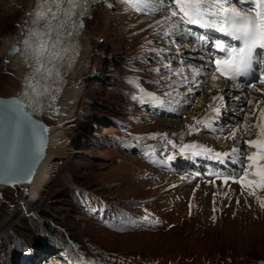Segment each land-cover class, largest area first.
Here are the masks:
<instances>
[{
    "label": "rangeland",
    "instance_id": "obj_1",
    "mask_svg": "<svg viewBox=\"0 0 264 264\" xmlns=\"http://www.w3.org/2000/svg\"><path fill=\"white\" fill-rule=\"evenodd\" d=\"M28 2L0 0V47L24 21ZM88 11L80 44L90 49V63L68 126L72 150L38 200H31L24 185L0 188V264H59V247L77 261L86 255L94 264H264V209L239 183L230 179L231 188L223 179L240 174L241 164L235 163L240 159L221 163L198 155L194 163H184L185 155L199 149L180 152L185 144H197L225 153L228 145L239 147L237 139L227 138L236 131L243 138L242 157L250 155L245 141L256 139V129L247 135L242 127L246 116L249 125L255 123L252 104L250 110L219 115L211 128L196 124L213 118L203 109L215 94L211 79L201 78L202 71L209 72L201 69L206 59L198 51L203 50L192 52L195 43L183 25L182 38L177 33L164 37L173 22L165 20L168 11L133 10L124 0H95ZM187 55L194 59L191 68L199 65L196 79L203 86L191 95L173 75L183 68L192 79ZM15 76L0 57V95L11 93ZM139 89L155 94L163 105L134 100ZM232 98L224 99L226 105L238 108ZM227 117V123L220 121ZM40 118L53 122L47 114ZM189 125L199 131L189 134ZM256 195L264 198V190ZM65 234L77 239L74 245Z\"/></svg>",
    "mask_w": 264,
    "mask_h": 264
},
{
    "label": "snow or ice",
    "instance_id": "obj_2",
    "mask_svg": "<svg viewBox=\"0 0 264 264\" xmlns=\"http://www.w3.org/2000/svg\"><path fill=\"white\" fill-rule=\"evenodd\" d=\"M124 2L133 10L168 11L165 20L173 22L164 30V37L179 33L182 25H196L201 29L214 30L230 38V41H235L236 43L232 44L226 40L216 39L209 45L206 35L196 36L201 46L209 45L222 53L214 60L215 67L212 69L211 80L218 81L223 78L235 84L237 89H241L245 85L237 81L240 78L247 80L252 77L247 87L258 92L264 91L256 86L257 82L264 85V71H261L258 77L253 72L254 64L264 63V0H124ZM89 3L90 0H35L33 9L29 12V27L20 42L23 48L19 49L24 53L29 66L23 81L24 87L18 97L0 100V181L5 184L21 182L22 177L30 180L31 169L22 162L19 151L21 131L26 129L30 141L43 144L47 129L33 121L31 117L44 111L45 106L54 108L61 90L60 85L63 83L60 65L61 62L67 61L70 67L72 57L78 54L77 47H73V41L79 34V28L83 27L81 18L87 14ZM159 23L160 21H157V24ZM13 51L17 49L13 48ZM153 51L159 55L163 50ZM165 67L171 69L170 64H165ZM189 70L192 72V79L184 75L183 68L173 70V75L181 77L179 83L187 86V95H191L195 89L202 86L196 79L200 75V70L191 66ZM139 92L140 96H133L134 100L141 103L152 100L161 106L164 103L155 94L144 89H139ZM165 95L170 96L171 93L166 92ZM212 101L209 109L218 117L224 107V96H213ZM259 103L257 101V105ZM248 104L251 105L252 101L249 100ZM259 112L256 124L249 125L247 123L249 117L246 116L243 125L246 131L251 128L257 129V138L245 141L250 148L256 149L250 155L242 157L241 150L237 148H233L231 153H221L197 144H185L180 148V152L184 154L186 149H199L193 151L191 155H208L221 163L232 157L240 159V174L224 175V182L227 184L231 179L234 183H239L242 190H246L249 196L256 197L259 206L264 209V198L256 195V190H264V109H259ZM196 124H202L205 128L212 126L210 121L206 120H197ZM188 128L189 134L193 130L199 131L194 125H189ZM235 137L236 131H232L230 138ZM168 143L172 144L173 148L176 147L172 141ZM168 159L171 160L173 157L169 156ZM221 175L222 173L216 174L217 178ZM78 264L94 262L81 258Z\"/></svg>",
    "mask_w": 264,
    "mask_h": 264
},
{
    "label": "bare ground",
    "instance_id": "obj_3",
    "mask_svg": "<svg viewBox=\"0 0 264 264\" xmlns=\"http://www.w3.org/2000/svg\"><path fill=\"white\" fill-rule=\"evenodd\" d=\"M34 3H35V0H29L28 5H27L26 9L24 10V21L22 22V24L20 25V27L18 28V30L15 33L10 34L9 36H6L5 38H3L4 39L3 45L0 47V57L5 58V60L11 65V69L14 70L16 73V76L14 77L15 79L13 80V84L11 85V86H13V89L9 95H17V94H20L22 92L23 79H24V77L28 71V65H27V62L24 60V58L21 57V55L9 54V53H7V49L10 47V45L19 43L23 39V34L25 33V30L29 27V22H30L29 12L33 9ZM88 13H89V11H87L86 16L88 15ZM86 16L83 18L84 22H85ZM190 26L191 27H189L187 25H183V27L187 31L188 35L191 37L190 40L193 41L192 43H195V50H193V51L188 50V51L194 52L198 49L203 50V51H200V50L198 51V52L203 53V56L205 53L204 57L201 56V59L202 58L206 59V61H202L203 66L201 67V69L202 68L203 69L208 68L209 72L202 71L201 78H206V77L210 78V76L212 74V69H214V67H215L214 60L217 56L222 55V53H219V51L215 50L213 47H212L213 48L212 49L209 45L201 46L200 42L196 40L195 35L204 32L206 34V36H208L207 38H210L211 35H215V32H214V30L201 29L196 25H190ZM83 27H84V24H83ZM184 28H181V29H184ZM184 34H185V32L180 31L179 34L177 33V38H182L184 36ZM216 39H218V38H216ZM219 39L229 41L228 38L226 39V37L222 36V35H219ZM210 40L212 42L215 41V40L213 41L212 38H210ZM229 42L232 44H235V42H232V41H229ZM209 44H210V42H209ZM210 49L212 50L211 52H210ZM195 53H197V52H195ZM187 57L191 58L188 60V63L190 64V66L195 64L193 62L194 59H192V57L190 55H187ZM89 63H90V49L87 47V44H86V46L84 45L83 48L82 47L80 48V51L77 54V58H76V61L74 63V68L70 72L71 75L68 78L66 77L64 79V83L62 84V86L60 88L61 90H60L58 97L56 99V104H55L54 108L47 109L43 113L37 114V116L39 118L42 115L47 114L49 119H53V122H52V124H46V125H48L47 127H48V132H49V142H48V146L46 149V156L42 160V162L39 164V166L36 170V173L33 176L31 182L29 184L24 185L25 187L28 188L29 197L31 198V200H38L39 199L42 192L45 190V188L50 183L52 177L54 176L55 170L57 171V167H58L57 165L59 164V161L61 160V158L65 155H67L68 151L72 150L71 145H70V141L68 139V129H69L68 126L70 123V119L73 115V111L76 108V106L78 105L77 104L78 100L80 99V96H82L81 90L83 87L82 86L83 81L81 80V76L85 72H87V69L89 67ZM255 67L257 69H259L260 71H264V65L262 67H260L256 64ZM197 69H199V65H198ZM201 78H199V80H201ZM199 80H198V82H199ZM218 81H221V83ZM218 81H213V80L210 81V83L212 82V89H214L213 92H214L215 96L216 95H223L224 99L229 98V97L232 98L233 96H231V95L236 96V94H232V93H234L235 90H238L235 87V85H230V84L228 85V83L226 85H224V83L222 82V79H220ZM214 84L216 85L215 87L213 86ZM256 86L260 89H264V85H261L259 83ZM201 88H203V86H201ZM243 88L244 89H239V91H241V92H237V94H240L239 96H241V98H242V100H240V101H242L243 104H247V105H243L242 108H239L240 109L239 111L242 112V110H244V109L250 110L247 101L251 100L252 101V105H251L252 110H250V111L253 112L254 115L256 116L255 120H254V122H255L254 124H256L257 123V117H259V115H260L259 109H264V91L258 92V91H255L254 89L245 90L246 87H243ZM211 100L212 99H210V101ZM257 101L260 102L259 105H257ZM212 103H213V101H211V104ZM203 110L205 111V114H206L207 110L209 112H211V110L209 109L208 103L205 104V107ZM211 113L215 114L213 112H211ZM197 117L202 118L203 113L202 112L198 113ZM200 120H202V119H200ZM223 122L227 123V118H226V120H223ZM242 130L247 135H249L248 132H250L251 129H248L246 131L245 128L242 127ZM239 132H241V131H239ZM256 132H257V129H256ZM230 136H231V134H230ZM227 138L229 139L230 137L227 136ZM256 138H257V136H256ZM224 139H221V142L222 141L225 142L226 140H224ZM236 139H237V143H238L239 147H233L232 145H228L227 148L223 152H227L233 148L241 149V147H243V144L241 141L243 138L238 139V135H236L234 140H236ZM245 145H246V143H245ZM250 149H252L251 151L248 152L250 154L252 152L256 151V149H254V148H250ZM191 153H190V156H188V154L185 155L187 158L184 159L185 160L184 163H194L195 161H197L198 158L192 156ZM229 153H231V151H229ZM190 158H191V161H189ZM211 160H212V158H211ZM188 174H186V175H188ZM154 177L158 178V176H154ZM188 181H192V183H194V180L188 179ZM230 181H228V184L231 187L232 182H230ZM18 186H20V185H10V186L0 185V188H6V187L13 188V187H18ZM229 186H228V188H230ZM233 186H234V184H233ZM199 188L200 187H198V189ZM227 194H229V193H227ZM231 195H232V192H231ZM139 238L142 240H149V239H151V236L146 237V234L145 235L139 234ZM48 258L52 259L51 256H49ZM50 264H52L51 261H50ZM53 264H55L54 261H53Z\"/></svg>",
    "mask_w": 264,
    "mask_h": 264
},
{
    "label": "water",
    "instance_id": "obj_4",
    "mask_svg": "<svg viewBox=\"0 0 264 264\" xmlns=\"http://www.w3.org/2000/svg\"><path fill=\"white\" fill-rule=\"evenodd\" d=\"M93 1L94 0H90V3L88 5V9L90 7H92V5L94 3ZM81 29L82 28H79V30H78L79 34H78V36H76L74 38V41H73V47H77V52L78 53L80 51V48L82 47L81 44H80ZM13 48L17 49V51H13ZM22 48H23V45L20 42L16 43V44H12L7 49V53H9V54H19L26 61L24 53L19 50V49H22ZM76 58H77V54L72 57L73 62L71 63L70 67L68 66V62L67 61L61 62L60 68H61V72H62L63 83H64V79L67 77V75L73 70ZM27 65H28V62H27ZM28 71H29V66H28ZM23 81H24V79H23ZM62 84L60 85V88H61ZM23 87H24V85H23ZM18 96H19V94H17V95H6V96L0 95V100H10V99H14V98H16ZM55 104H56V100H55ZM55 104H54V106H55ZM47 109H50V108L45 106L44 111L47 110ZM26 111H28V110H26ZM44 111H42L41 113H43ZM41 113H39V114H41ZM31 119L33 121L38 122L43 127H45L47 129V132L44 135L43 144L41 145L39 142H32V141L29 140V138L26 135V129H22V131H21V137H20V142H19V151H20V154H21V157H22V162L28 168L31 169L30 180H25L22 177L21 178V182H18V183H15V184H5L2 181H0V185H6V186L8 185V186H10V185H26V184H29L31 182L33 176L35 175L39 164L42 162V160L46 156V149H47L48 142H49L48 127H47L45 121H43L41 118H39L37 116V114L32 115ZM37 148H39V154H37Z\"/></svg>",
    "mask_w": 264,
    "mask_h": 264
},
{
    "label": "trees",
    "instance_id": "obj_5",
    "mask_svg": "<svg viewBox=\"0 0 264 264\" xmlns=\"http://www.w3.org/2000/svg\"><path fill=\"white\" fill-rule=\"evenodd\" d=\"M43 212V211H42ZM92 217V216H91ZM92 219H94V217H92ZM65 239H66V241L68 242V243H70V244H72V245H74L75 244V241H77V239H75V241H74V238L73 237H70L68 234H65ZM78 248H80L79 246H77L76 245V247H75V249L78 251V252H80L81 254L83 253V251L81 250H79ZM86 256V255H85Z\"/></svg>",
    "mask_w": 264,
    "mask_h": 264
}]
</instances>
